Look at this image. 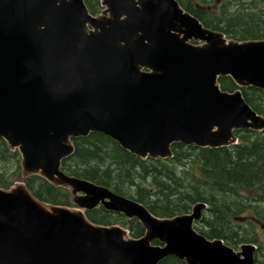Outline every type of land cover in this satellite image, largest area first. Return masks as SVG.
I'll use <instances>...</instances> for the list:
<instances>
[{
    "label": "water",
    "instance_id": "obj_1",
    "mask_svg": "<svg viewBox=\"0 0 264 264\" xmlns=\"http://www.w3.org/2000/svg\"><path fill=\"white\" fill-rule=\"evenodd\" d=\"M100 5L95 16L83 0H0V139L24 177L67 188L80 209L44 204L23 182L0 188V264H255L254 244L235 251L194 229L205 203L160 218L61 162L94 132L141 159H167L174 143L229 147L235 131L263 130L240 88L264 90V39L227 38L177 0ZM222 77L238 89L223 91ZM99 206L137 219L143 235L92 223L84 211Z\"/></svg>",
    "mask_w": 264,
    "mask_h": 264
},
{
    "label": "trees",
    "instance_id": "obj_2",
    "mask_svg": "<svg viewBox=\"0 0 264 264\" xmlns=\"http://www.w3.org/2000/svg\"><path fill=\"white\" fill-rule=\"evenodd\" d=\"M83 1L91 15L102 10L100 0ZM177 1L205 27L227 38L264 39V0H224L217 7L211 6L212 0ZM195 4L204 5V10ZM218 83L223 91L238 89L229 77L219 78ZM240 90L250 108L264 117V90ZM234 135L238 143L229 147L174 143L171 158L141 159L110 137L94 132L72 140L74 152L62 160L61 170L130 198L160 218L187 214L193 205L203 202L208 205L209 216L196 222L194 229L209 240L221 239L232 247L252 243L256 245L255 264H264V240L256 231L257 224L264 225V129L235 131ZM20 163L18 151H11L0 139V188L9 189L19 180ZM23 182L40 202L70 206L67 188L54 186L37 175L26 176ZM241 216V221H235ZM86 217L99 225H120L132 238L144 233L137 219L128 220L101 207L86 211ZM159 264L186 263L169 256Z\"/></svg>",
    "mask_w": 264,
    "mask_h": 264
},
{
    "label": "rangeland",
    "instance_id": "obj_3",
    "mask_svg": "<svg viewBox=\"0 0 264 264\" xmlns=\"http://www.w3.org/2000/svg\"><path fill=\"white\" fill-rule=\"evenodd\" d=\"M213 2H212V4H211V6H213V7H217V6H219L220 4H222L223 2H224V0H212ZM196 3V2H195ZM195 6H197L196 4H195ZM203 7H204V5H203ZM102 10H103V8H102ZM102 10L97 14V16L98 15H100L101 13H102ZM254 40H262V39H254ZM1 167V166H0ZM23 172H22V170H21V174H20V176H19V180L18 181H16V182H14V184L11 186V187H13L15 184H18V182H23L22 180H23ZM70 192V191H69ZM72 195H71V193H70V199H69V202H70V206H69V208L71 209V210H80L76 205H74L73 204V202H72ZM194 206V205H193ZM192 206V207H193ZM208 206V205H207ZM192 207H191V209H192ZM208 208V207H207ZM84 211V210H83ZM191 211V210H190ZM86 212L84 211V214H85ZM86 215V214H85ZM244 215H247V214H244ZM209 216V212L207 211V209L206 210H204V212H203V216H202V218L203 217H208ZM162 218H170V217H162ZM200 222V221H199ZM198 222V223H199ZM198 223H197V225H198ZM256 231H257V233L259 234V236H260V238H262V240H264V227L263 228H261L260 226H257V228H256ZM129 232V231H128ZM128 237H131V235H130V232L128 233V235H127ZM224 242V241H223ZM225 243V242H224ZM153 244L154 245H156L157 243H155V242H153ZM243 244H245V243H243ZM227 246H229V247H231V248H233L235 251H240V245H237L236 247H232V246H230V245H227ZM175 257V256H174ZM178 259V258H177Z\"/></svg>",
    "mask_w": 264,
    "mask_h": 264
},
{
    "label": "flooded vegetation",
    "instance_id": "obj_4",
    "mask_svg": "<svg viewBox=\"0 0 264 264\" xmlns=\"http://www.w3.org/2000/svg\"><path fill=\"white\" fill-rule=\"evenodd\" d=\"M197 7H198V9H201V10H204V7L203 6H199V5H197ZM192 43H194V42H192ZM194 44H196V43H194ZM194 146V145H193ZM128 219V218H127ZM133 219V218H132ZM128 220H130V219H128ZM259 226H260V224H258Z\"/></svg>",
    "mask_w": 264,
    "mask_h": 264
},
{
    "label": "bare ground",
    "instance_id": "obj_5",
    "mask_svg": "<svg viewBox=\"0 0 264 264\" xmlns=\"http://www.w3.org/2000/svg\"><path fill=\"white\" fill-rule=\"evenodd\" d=\"M202 216H203V214H202ZM201 220H202V218H201ZM201 220H200V221H201ZM238 221H241V220H238ZM197 222H199V221H197ZM246 244H252V243H246ZM255 246H256V245H255ZM255 250H256V249H255Z\"/></svg>",
    "mask_w": 264,
    "mask_h": 264
}]
</instances>
